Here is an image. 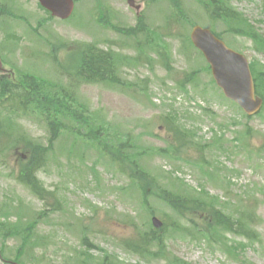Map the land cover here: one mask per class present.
Here are the masks:
<instances>
[{"label": "rangeland", "instance_id": "1", "mask_svg": "<svg viewBox=\"0 0 264 264\" xmlns=\"http://www.w3.org/2000/svg\"><path fill=\"white\" fill-rule=\"evenodd\" d=\"M228 2L230 17L216 0H75L61 19L0 0L8 81L35 76L62 103L0 101L17 134L0 145V264H264V108L226 98L186 38L213 28L264 74V0ZM86 46L112 54V80L78 75ZM21 135L47 148L45 198L20 180ZM218 212L253 238L215 227Z\"/></svg>", "mask_w": 264, "mask_h": 264}, {"label": "trees", "instance_id": "2", "mask_svg": "<svg viewBox=\"0 0 264 264\" xmlns=\"http://www.w3.org/2000/svg\"><path fill=\"white\" fill-rule=\"evenodd\" d=\"M216 5L218 10L220 9L222 16L230 17L232 15L231 5L228 0H216ZM221 3V4H220ZM187 42L191 41L189 35L186 36ZM81 66H79L78 75H83L86 80H112L110 73L115 69V63L112 54L101 48H96L93 46H86L84 52L82 53ZM263 73H258L254 70V76L257 85V92L264 98L263 89L261 86V78ZM8 75L0 76V101L10 100L11 98H17L21 101L19 108L20 111L24 112L26 108H29L31 104L38 106V109L44 107L46 111L52 112L53 108H57L62 105L61 102H55L54 97L47 94L44 83L40 82L35 76H24L20 79L19 83L15 81H8ZM11 97V98H10ZM56 103V104H55ZM55 104V105H53ZM7 105V104H6ZM8 107V106H6ZM16 136V132L8 125L2 118H0V145L3 143H12V139ZM185 135V134H183ZM187 135V133H186ZM178 137V134H177ZM176 137V139H177ZM16 138V137H15ZM16 146L23 143L25 149H27V163L23 167L21 172L24 184L28 185L34 193L40 198H45V189L42 182L35 176V173L42 167L41 162L46 155L47 148L40 147L32 139L27 138L25 135H21L16 138ZM178 140V139H177ZM25 173L28 176H25ZM25 176V177H24ZM179 202L173 201V206L179 208ZM243 217H238L236 221L232 219V216L217 213L216 226L220 228H226L231 232L243 234L247 238H253L251 230L245 228V223L242 219ZM134 250H138V247L134 244H129Z\"/></svg>", "mask_w": 264, "mask_h": 264}, {"label": "water", "instance_id": "3", "mask_svg": "<svg viewBox=\"0 0 264 264\" xmlns=\"http://www.w3.org/2000/svg\"><path fill=\"white\" fill-rule=\"evenodd\" d=\"M132 3L133 0H129ZM53 11L54 15L67 18L74 9V0H41ZM195 45L200 48L211 63L213 76L218 85L223 88L226 96L238 102L247 113L254 114L260 110L263 99L256 95L254 78L246 56L228 47L211 30L197 25L191 34ZM0 70L3 61L0 57ZM157 226L162 222L153 218Z\"/></svg>", "mask_w": 264, "mask_h": 264}]
</instances>
